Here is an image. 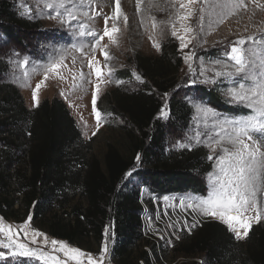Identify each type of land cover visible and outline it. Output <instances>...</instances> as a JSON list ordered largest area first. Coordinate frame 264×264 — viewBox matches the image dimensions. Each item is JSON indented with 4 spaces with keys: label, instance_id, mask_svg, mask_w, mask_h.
I'll list each match as a JSON object with an SVG mask.
<instances>
[{
    "label": "trees",
    "instance_id": "1",
    "mask_svg": "<svg viewBox=\"0 0 264 264\" xmlns=\"http://www.w3.org/2000/svg\"><path fill=\"white\" fill-rule=\"evenodd\" d=\"M41 29L39 22L19 16L15 0H0V30L6 39L19 42L21 34L32 39ZM137 61L143 86L133 93H116L111 102L113 113L127 125L123 149L109 144L102 160L82 138L63 101L45 100L29 110L18 88L0 81L3 219L23 223L31 216L35 229L94 253L91 247L99 248L110 228L115 264H153L151 254L140 248L144 241L140 188L128 189L126 174L134 173L139 187L159 194H200L204 188L200 177L210 172L211 164L200 148L167 150V131L188 129L193 115L178 93L183 77L176 43L165 44L158 58L140 55ZM5 64L0 62V76ZM197 92L222 113L244 112L225 104L213 89L199 87ZM165 106L167 121L160 115ZM179 245L185 258L264 264V223L253 226L245 242L237 241L223 225L206 223Z\"/></svg>",
    "mask_w": 264,
    "mask_h": 264
},
{
    "label": "rangeland",
    "instance_id": "2",
    "mask_svg": "<svg viewBox=\"0 0 264 264\" xmlns=\"http://www.w3.org/2000/svg\"><path fill=\"white\" fill-rule=\"evenodd\" d=\"M243 3L246 7L235 8L234 14H229L230 9L228 8L216 9L215 12L206 9L202 14V27L198 26L200 23L199 16L201 15L199 9L202 4L195 5L194 10L197 15L183 21L186 26L193 29L188 37L195 36V39H192L191 44L181 51L180 41L171 34L172 23L176 21V10L179 8L177 0H143L139 6L137 0H121L120 6L123 14L127 16V23L124 21V16H121L116 22L118 31L113 33L115 43L105 36L100 42V47L96 48L95 53H93V37L77 35L76 33L81 29L78 27L74 30L70 29L67 24L61 23L59 18H47L50 10L46 9L42 3H38V0H15V11L19 16L33 22H39L42 29L32 38L33 40L27 34L25 36L18 35L19 42L13 40V38L6 39V36L0 30V62L6 63L5 66L1 67L3 75L0 76V81L14 84L23 96L25 105L29 110L37 109L45 100L59 99L63 101L74 118L82 138L84 141L90 142L89 147H91L92 153L99 160H102L107 153L109 144L123 149L125 141L124 128L127 125L122 118L113 113V106H111L113 95L119 92L133 93L143 86L145 81L142 71L138 68V56L158 58L162 55L165 44L176 43L178 53L181 55V75L183 77L178 93L181 96L180 98L193 109V115L188 129L184 131H167V150H189L186 145L192 142L191 138L199 130L201 135L198 139L202 143H194L191 150L200 148L206 154V157L209 154L215 157L220 154L221 147L218 146L216 152L212 153L211 149L205 146L207 144L205 133L211 128V121H208V127H205V124L200 120L195 105L207 106L214 110L216 116L220 119L234 118L239 120L250 114L249 109L231 102L230 97L225 94V89L231 85L232 80L223 75H215L218 71L235 72L234 62L227 57V53L231 51L234 42L255 37L257 42L248 41L245 45L239 47L264 49V44L259 43V40L264 38V7H261V5H264V0H255V2L253 0H243ZM114 7V0H94L89 9L94 8L95 12H100L101 15L97 16L91 10H89V16L92 19L80 15L79 21L86 23L88 26L84 31L92 30L98 35H103L105 28L104 16L111 15ZM28 9H32L31 14H29ZM51 11L54 12L55 9ZM153 18H155V21ZM221 20H223L222 23ZM154 22L155 27H153ZM72 23L75 25L77 21ZM112 24L113 22L109 20L108 27L110 29ZM176 30L178 34H184L179 23H176ZM154 42L160 45L159 50L153 46ZM81 45H85L82 52L77 50ZM101 49L108 52L109 60H105ZM61 51H64L65 55L63 63L56 73L48 72V79L45 80L47 64L53 56L58 57ZM16 53L19 55H15ZM192 53H194V58L190 62L192 67V71H190L189 63L185 62L184 55ZM93 55L100 62L101 79H98L94 70L88 67V60ZM249 55L250 52L246 51L245 56L248 57ZM25 58L28 60L27 65L22 64ZM81 73H83V79H81ZM133 73L141 76L143 82L137 81ZM239 78L240 76L236 77V79ZM117 81H123V83ZM192 81H195V83L193 84ZM96 83H100V91L96 100V109L101 112L99 124L92 104ZM37 84H41L38 93V106L33 101V91ZM199 87L215 90L222 97L225 104L234 108L240 107L244 112L239 116L220 112L198 94ZM164 100L167 103L168 99L165 98ZM161 117L164 121H167L169 117L167 108L166 114ZM94 132L95 135H93ZM207 161L211 164L210 172H213V160L207 158ZM209 173L204 178L200 177V181L204 185L203 192L200 194H159L146 189L144 186L139 187V181L134 173L129 175L127 179L128 189L136 191L140 188V197L144 207L142 212L144 241L141 243L140 248L151 254L153 264H193L195 261L199 264H212L202 256L185 258L179 254V244L188 237L194 236L204 224L218 223L228 229L223 222L211 216H205L199 210L187 207L189 203L194 202L195 198L207 196ZM166 197L167 199H165ZM258 199L261 201V207L264 208V195H259ZM246 215L254 217L255 212L251 211ZM26 221L28 219L23 223H15L14 221H6L0 216V223L11 226L14 231L20 229ZM261 223H264V218L259 223L253 219L251 228ZM193 225L196 226L193 227ZM33 230L43 233L49 240L53 239L47 233L35 229L32 221H30L28 233L31 234ZM106 231L105 241L107 240L108 253L103 264H115L111 255L115 243L114 235L110 228H107ZM230 232L239 242H245L248 238L237 239L236 233ZM0 239L7 242V238L3 233H0ZM19 239L21 241L25 240L23 231L20 232ZM38 240L42 241L43 237H39ZM105 241L99 248L91 247L93 251L95 250V253L67 244L98 259ZM29 246L36 247L37 245L30 244ZM43 250L46 252L51 251L50 245L43 248ZM0 251L8 254V260L0 259V264H9V261L11 264H41L40 261L35 259L12 258L9 249L0 248Z\"/></svg>",
    "mask_w": 264,
    "mask_h": 264
},
{
    "label": "snow or ice",
    "instance_id": "3",
    "mask_svg": "<svg viewBox=\"0 0 264 264\" xmlns=\"http://www.w3.org/2000/svg\"><path fill=\"white\" fill-rule=\"evenodd\" d=\"M143 0H137V5L141 4ZM179 8L176 10V21L172 23V36L180 41L181 51L191 44L195 36L188 37L193 29L186 26L183 21L189 20L192 16L197 15L194 6L202 4L199 9V27L203 26V13L206 9L215 12L216 9H230L229 14H234V9L239 7H246L243 0H177ZM255 2V0H253ZM44 7L50 10L47 18H59L61 23L67 24L70 29L77 27L81 31L76 34L79 36L93 37L92 52L95 53L96 48L100 47V42L105 36L109 37L113 43V33L118 31L116 22L121 16H124V21L127 23V16L123 14L121 9V0H114L115 7L111 15L104 16L105 28L103 35H98L95 31L87 30L86 23L79 21V16L83 15L92 19L89 16V10L93 11L95 15H101L100 12H95V9H89V6L94 3V0H38ZM264 7V5H261ZM55 9V11H51ZM31 14L32 9H28ZM109 20L113 22L111 29L108 27ZM155 21V18H153ZM77 21V24H73ZM221 23L223 20L220 21ZM176 23L180 24L183 30V35L178 34L176 30ZM155 22L153 27H155ZM248 41L257 42V38L249 37L248 40L240 39L234 42L231 51L227 53L229 60L234 62L235 72L225 71L216 72V76H225L232 80L231 85L225 89V94L230 97L231 102L240 104L250 110V114L243 119H220L216 116L214 110L200 104L195 105L196 111L199 114L200 120L208 127V121H211V128L205 133L207 144L212 153H215L217 147H221L219 155L215 157L209 154V160H213V172L208 174V192L206 197L195 198L194 202L187 205L188 208L199 210L205 216H211L227 225L228 229L236 233L237 239L247 238L251 229V222L253 219L257 223L264 218V208L261 207V201L258 199L259 195H264V49H244ZM259 43L264 44V38L259 40ZM153 46L159 50L160 45L153 43ZM85 45H81L77 50L83 51ZM105 60H109L107 51L101 49ZM66 51V50H65ZM249 51L250 55L245 56V52ZM15 55H19L16 53ZM194 58V53L185 54L184 60L189 63V70L192 71L191 61ZM65 59L64 51L60 55L53 56L46 66L45 80L48 79L47 73H56ZM23 65L28 64L25 58L22 61ZM88 67L94 70L98 79H101L100 62L95 59L93 55L88 60ZM110 74V72H109ZM135 75L137 81L143 82L141 76ZM242 74V75H241ZM240 76L239 79H236ZM62 78V77H61ZM83 79V73H81ZM123 83V81H117ZM207 82V81H205ZM213 83L215 81H212ZM194 84L195 81H192ZM41 84H37L33 91V101L36 106L39 104L38 93ZM95 93L92 104L95 112L97 123L101 119V112L96 109V100L100 91V83L95 85ZM167 96V93H165ZM166 114V106L161 109L160 115ZM30 134V133H29ZM95 135V132L93 133ZM201 135L197 130L196 134L191 138V141L186 146L191 150L193 144L202 143L198 138ZM136 161L139 163L140 156H136ZM129 172L126 175H131ZM167 199V197L165 198ZM192 199V198H189ZM254 211L255 216L251 217L246 213ZM31 221V216L28 221L18 230H13L11 226H5L0 223V233H3L7 242L0 240V248L9 249L12 258L24 257L40 261L41 264H103L105 256L108 253L107 240L105 241L103 250L99 258H94L90 254H85L82 250L69 246L65 242L51 239L43 233L33 230L31 234L28 233V224ZM196 225H193L195 227ZM24 232L25 240L19 239L20 232ZM107 237V231L105 232ZM43 237V240H38ZM26 241V242H25ZM37 245L30 247L29 245ZM50 245L51 251H44ZM59 253V254H55ZM62 254V255H60ZM0 259L8 260V254L0 251ZM9 264L11 262L9 261Z\"/></svg>",
    "mask_w": 264,
    "mask_h": 264
},
{
    "label": "built area",
    "instance_id": "4",
    "mask_svg": "<svg viewBox=\"0 0 264 264\" xmlns=\"http://www.w3.org/2000/svg\"><path fill=\"white\" fill-rule=\"evenodd\" d=\"M1 240V239H0ZM3 241H5L4 239H2ZM6 242V241H5Z\"/></svg>",
    "mask_w": 264,
    "mask_h": 264
}]
</instances>
